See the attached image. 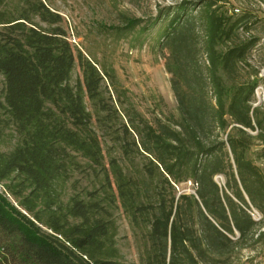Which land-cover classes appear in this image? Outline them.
I'll return each instance as SVG.
<instances>
[{
    "label": "trees",
    "instance_id": "obj_1",
    "mask_svg": "<svg viewBox=\"0 0 264 264\" xmlns=\"http://www.w3.org/2000/svg\"><path fill=\"white\" fill-rule=\"evenodd\" d=\"M217 3L206 0L192 14L182 2L164 14L160 49L167 50L164 67L178 117L152 123L136 111L125 112L121 136L114 138L123 158L140 155L147 161L142 169L149 199L140 202L141 194L133 195L134 184L110 159L122 203L134 215H151L147 264H225L239 249L264 246V174L247 157L259 140L257 155L264 159V112L251 103L257 82L235 78L257 38L238 37L239 30L249 29L247 15L233 17ZM26 4L18 18L0 22V116L11 120L18 135L10 152H0V182L19 180L30 188L19 199L26 214L0 195V254L8 264H115L95 255L108 232L107 222L96 216L99 206L77 194L60 201L54 188L75 154L102 165V141L85 98L97 114L104 113L97 121L110 120L104 77L74 53L61 28L46 30L31 22L30 15H37L56 24L57 13L40 0ZM162 14L126 24L144 23L148 30ZM76 60L82 82L72 86ZM255 129L252 135L249 130ZM217 174L224 176L223 185L214 180ZM187 181L195 184L194 193L176 194L175 186ZM6 187L11 190V184Z\"/></svg>",
    "mask_w": 264,
    "mask_h": 264
},
{
    "label": "rangeland",
    "instance_id": "obj_2",
    "mask_svg": "<svg viewBox=\"0 0 264 264\" xmlns=\"http://www.w3.org/2000/svg\"><path fill=\"white\" fill-rule=\"evenodd\" d=\"M27 1L32 0H0V22L18 18L22 11L28 10ZM40 1L59 15V21L56 24H48L39 16L30 15L31 22L46 30L58 26L64 31L74 53L80 52L96 65L104 77L103 87L107 88V92H103L104 101L111 108L110 120L102 123L96 118L104 113L97 114L96 109L85 98L86 107L92 115V127L102 141V165L96 166L79 154L73 155V163L68 165L67 175L54 183L56 193L63 202L77 194L84 201L99 206L96 216L107 222L108 232L103 238L104 247L96 251V256L113 260L115 264H147L151 215H134L136 212L122 203L117 191L118 180L112 174L110 159L117 161L123 178L134 184H130L133 195H136L137 191L141 194L138 199L140 202H147L149 199L144 190L148 179L142 169V165L147 161L140 155H134L133 161L123 158L114 138L121 136V123H126L125 112L136 111L152 123L157 119L170 122L172 116L178 117L177 102L170 84L171 74L164 67L167 50L160 49L168 22V17H164V14L170 11L172 13L182 2L187 5L188 13L197 14L206 0ZM217 1L218 6L233 17L247 15L249 29L239 30L238 37L257 38L256 45L248 52L246 61L240 64L235 78L240 82H257L251 103L264 112V0ZM160 10L163 11L162 18L154 27L145 30L142 27L144 23H141L128 28L129 19L150 21L155 19ZM1 26L2 24L0 28ZM78 80L82 82V73L76 60L69 84L74 86ZM3 91L4 81L0 74V100ZM249 132L256 135L258 129ZM17 142L18 135L13 123L5 114L1 115L0 152H10ZM261 148V142L255 140L247 152V157L264 174V159L257 155ZM106 172L109 183L104 176ZM214 180L220 185L224 184L223 175H215ZM10 181L11 179L0 182V195L10 205L26 214L19 206V199L26 196L30 188L27 184H20L19 180H13L12 183ZM9 184L11 190L6 187ZM194 188L193 182H183L175 186V193L192 194ZM252 215L255 219L259 218L255 210H252ZM27 216L42 231L50 233L45 226L34 220L32 215ZM226 260L225 264H264V246L257 244L253 248L239 249ZM0 264H8L4 262L1 254Z\"/></svg>",
    "mask_w": 264,
    "mask_h": 264
}]
</instances>
